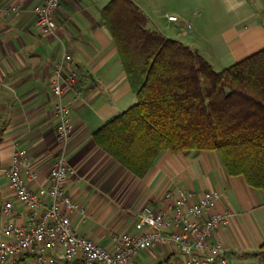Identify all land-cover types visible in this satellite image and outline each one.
Wrapping results in <instances>:
<instances>
[{"label":"crops","instance_id":"crops-1","mask_svg":"<svg viewBox=\"0 0 264 264\" xmlns=\"http://www.w3.org/2000/svg\"><path fill=\"white\" fill-rule=\"evenodd\" d=\"M109 1L62 0L57 34L46 35L36 19L35 7L41 0H0V8L8 10L0 11V208L11 200L16 209L14 218L0 212V228L6 222L29 220L27 208L8 189L1 171L11 164L17 145L28 149L40 174L29 181L31 186L37 191L49 187V169L61 149L55 132L54 69L68 52L83 89L75 101L67 88L73 107L68 161L74 168L67 186L82 209L72 215L74 227L110 247L115 233L135 230L145 206L167 209L174 202L166 198L169 190L218 189L219 209L232 213L215 239L226 244L235 264H262L254 252L264 242V189L251 186L243 175L228 174L218 150H165L139 178L94 141L95 130L138 101L102 17ZM134 1L147 14L149 28L165 30L168 35L161 32L167 37L199 50L216 70L264 48V0H220L222 20L210 16L220 12L215 0H198L196 6L203 13H194L190 34L184 28L188 14L184 0L166 4L171 8L161 16L149 0ZM170 15L178 21L170 20ZM174 258L183 255L169 241L149 247L131 264H170Z\"/></svg>","mask_w":264,"mask_h":264},{"label":"trees","instance_id":"trees-1","mask_svg":"<svg viewBox=\"0 0 264 264\" xmlns=\"http://www.w3.org/2000/svg\"><path fill=\"white\" fill-rule=\"evenodd\" d=\"M102 17L138 101L94 131L96 144L139 178L165 150H218L228 174L264 189V48L216 70L149 28L134 0H110ZM254 254L264 264V242Z\"/></svg>","mask_w":264,"mask_h":264},{"label":"built area","instance_id":"built-area-1","mask_svg":"<svg viewBox=\"0 0 264 264\" xmlns=\"http://www.w3.org/2000/svg\"><path fill=\"white\" fill-rule=\"evenodd\" d=\"M61 1L41 0L35 7L37 25L46 35L57 34ZM169 19L178 21L176 15ZM72 61L73 56L65 52L54 69L55 132L61 149L49 169V187L37 191L31 186L29 181L37 180L40 174L25 147L17 145L11 164L1 170L8 189L27 208L29 220L1 226L0 264H131L149 247L169 241L183 255V259L174 258L170 264H235L226 244L215 239L216 231L226 225L232 213L230 209H219L222 192L218 189L202 193L183 187L169 190L166 198L174 202L167 209L156 211L145 206L138 214L135 230L115 233L110 247L74 227L72 215L82 209L67 186L74 173L68 161L73 107L67 88H71L75 101L83 95V89ZM0 212L14 218V202L4 201Z\"/></svg>","mask_w":264,"mask_h":264},{"label":"rangeland","instance_id":"rangeland-1","mask_svg":"<svg viewBox=\"0 0 264 264\" xmlns=\"http://www.w3.org/2000/svg\"><path fill=\"white\" fill-rule=\"evenodd\" d=\"M196 1L198 0H184V4H186L185 7L187 8V11H188V14L185 16L186 22L184 24V28H185V31H187V33L189 34L190 32H192L193 27L195 25L196 16L194 15V13L197 11L199 13H203V11L201 10V7L196 6ZM149 2L152 5L153 10H155V13L159 16H161L165 11H168V9H170L171 6L175 4L174 0H166V1L165 0H149ZM166 4H171V6L169 5L170 7L167 8V6H165ZM215 7H216V10H220V12L218 14L210 15V16H215L216 19L219 18L220 20H222L223 14H222L221 9H224V7L222 6V3L220 0H215ZM203 16H205V14ZM158 27H161V26H158ZM161 31L164 32L165 30H161ZM164 34L168 35L166 31L164 32Z\"/></svg>","mask_w":264,"mask_h":264}]
</instances>
